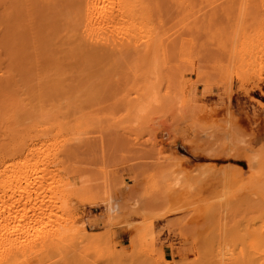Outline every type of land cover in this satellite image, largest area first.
Masks as SVG:
<instances>
[{
	"label": "rangeland",
	"instance_id": "1",
	"mask_svg": "<svg viewBox=\"0 0 264 264\" xmlns=\"http://www.w3.org/2000/svg\"><path fill=\"white\" fill-rule=\"evenodd\" d=\"M63 1L0 0V124L14 98L4 129L49 149L58 163L39 175L69 184L0 206L14 231L48 232L15 264H231L264 221V0H144L141 34L96 33L116 39L106 52L76 47Z\"/></svg>",
	"mask_w": 264,
	"mask_h": 264
},
{
	"label": "bare ground",
	"instance_id": "2",
	"mask_svg": "<svg viewBox=\"0 0 264 264\" xmlns=\"http://www.w3.org/2000/svg\"><path fill=\"white\" fill-rule=\"evenodd\" d=\"M44 1V0H43ZM53 1V0H52ZM72 3H75V5L78 7V14L80 15V20L78 22V26L76 25L77 28H75L73 30V33L69 36V38L73 39V42L76 43V47L78 48L81 47V49L85 46V47H91L93 45H89L90 43L88 42H85V40H89V41H93L94 43L95 42H98L99 40V37L96 33H99V31H104V32H108V33H114V31H123L125 34L128 33L129 31H131V28L132 27H136L137 29V33L138 34H141L144 30V24L143 22L141 21H138L141 17V14L143 13L144 9H146L147 7V3H145L144 0H71ZM175 1V0H174ZM178 1V0H177ZM181 1V0H180ZM183 1V0H182ZM41 2V1H40ZM48 2V0H47ZM59 2V1H57ZM64 3L66 2L65 0L63 1ZM70 2V1H69ZM179 2V1H178ZM54 3V2H53ZM63 3V4H64ZM68 3V1H67ZM65 3V4H67ZM40 4V3H39ZM45 4V2H44ZM51 4V2H50ZM49 4V5H50ZM56 5V3H54ZM146 5V6H145ZM47 6V5H46ZM58 6H62V5H59ZM69 6H70V3H69ZM31 7V6H30ZM40 7V6H39ZM54 7V5H53ZM57 7V6H56ZM55 7V8H56ZM25 8V7H24ZM41 8V7H40ZM58 8V7H57ZM51 9H54V8H51ZM62 11H64V13H66L63 17H67L68 13L67 11H69V8H66V6L63 8L61 7ZM26 10V9H25ZM45 11V10H44ZM48 15V14H47ZM55 15V14H54ZM46 17V16H45ZM48 18V17H47ZM55 18V17H54ZM70 18V20L68 21H72L71 17L68 16V19ZM15 19V18H14ZM58 19V18H57ZM56 20V19H55ZM17 21V20H15ZM59 21V20H58ZM66 22L67 20L66 19H63V22ZM12 22V21H11ZM42 22V20H41ZM55 22V21H54ZM15 23V22H14ZM30 23V22H29ZM40 23V22H39ZM39 23L37 22V24L39 25ZM49 23V22H48ZM57 23V22H56ZM50 24V23H49ZM13 25V24H12ZM15 25H18V24H15ZM21 25V24H20ZM19 25V26H20ZM34 25V23H33ZM44 25V24H43ZM51 25V24H50ZM43 28V26H42ZM52 28V27H51ZM25 29V28H24ZM35 29V28H34ZM50 29V28H49ZM26 31V30H25ZM106 32V33H107ZM97 35L96 37H98V39L94 37V35ZM105 34V33H104ZM115 34H117V32H115ZM114 34V35H115ZM120 34V33H119ZM118 34V35H119ZM123 34V33H121ZM101 35V34H100ZM107 35V34H106ZM112 35V34H111ZM124 35V34H123ZM133 35V34H132ZM17 36V35H16ZM117 36V35H116ZM101 37V36H100ZM120 37V36H119ZM125 37V36H124ZM18 38V37H17ZM16 38V39H17ZM24 37L22 36V39ZM104 38V37H103ZM107 38V37H105ZM104 38V43H101L103 42V40L101 42H98L97 44H104L105 46H101L100 49H98L99 51H102V52H106L107 47L109 48L110 45L108 43H114L115 40H113V35H112V42L110 40L105 39ZM116 38V37H115ZM15 39V40H16ZM119 39V38H118ZM121 39H123V37H121ZM120 39V40H121ZM14 40V41H15ZM119 41V43L121 44L122 42ZM126 40V39H125ZM134 40V39H133ZM20 40H17V42H19ZM16 42V41H15ZM125 41H123L124 43ZM126 44L124 43V45H121L120 47H117L116 50L117 52L121 51L124 47L130 45V42H128L126 40ZM133 44L135 42L131 41ZM20 43V42H19ZM88 43V44H87ZM110 43V44H111ZM131 43V44H132ZM87 44V45H86ZM96 44V43H95ZM118 44V43H116ZM118 44V45H120ZM156 44V36L153 35L151 38H150V41L148 43V46H154ZM17 45V43H16ZM136 45V44H134ZM133 45V46H134ZM21 46V45H20ZM131 46V45H130ZM75 47V48H76ZM112 47V45H111ZM115 44H114V47L113 50H115ZM129 47V46H128ZM137 47V46H136ZM135 47V49H136ZM16 48V47H14ZM20 48V47H19ZM95 47H91L90 49H94ZM134 48V47H133ZM72 49V48H71ZM80 48L77 49V51L79 52ZM84 50V49H83ZM119 50V51H118ZM75 50V52H77ZM241 51V50H240ZM17 52V51H16ZM23 52V51H22ZM69 53L72 52V50L69 49L68 51ZM83 52V51H82ZM19 53V52H18ZM90 52H88L89 54ZM101 53V52H100ZM17 54V53H16ZM75 54V53H74ZM19 55V54H18ZM84 55V54H83ZM87 55V54H86ZM248 55V54H247ZM252 57V56H250ZM21 58V57H20ZM88 59V58H87ZM91 59V58H90ZM17 61V60H16ZM93 62V61H92ZM245 64H248V62H245ZM11 96V95H10ZM9 98V96H8ZM7 98V99H8ZM6 99V98H5ZM14 98L12 99H8V100H11V102H14L13 101ZM1 101H3V99H1ZM7 102V100H6ZM10 102V101H9ZM8 103L9 105L6 106V114L4 115L3 119H2V123L0 124L1 125V128L3 127V120L7 119V121L5 120V123L7 122L8 124V121L11 122L14 118V115L16 113L14 112H17V106L18 105H15V103H12L11 104ZM6 104V103H5ZM16 104H18L16 102ZM2 105V104H1ZM0 105V106H1ZM4 109V108H2ZM143 111V110H140V112ZM1 113V112H0ZM18 114V113H17ZM2 117V116H1ZM16 117V116H15ZM11 119V121H10ZM15 121V119H14ZM1 122V121H0ZM13 123V122H12ZM10 124V123H9ZM12 126L14 124H11ZM11 125L8 127L10 128L8 131V127L7 129L5 130L3 127L2 131L6 132V133H3L4 135H6L7 137L4 138V140H1L0 142V206L3 205L4 203H6L7 201H11L12 203H14V194L16 192H19L20 194L23 193V196L25 199H27V197L30 198V193L32 192H35L39 189H42L44 187H47V186H44L42 185V183L44 182V180H49L51 179V182L48 183L50 185L49 187V190L53 191V190H57L59 191L58 193H60L59 195L60 196H63V193H64V188L66 186H68L69 184L66 183V180L65 178H63L64 176H61L59 173V171H57V173H53L50 178H47L45 179V176L47 174H45L46 172H50V171H46V169H43V168H47V166L51 165V166H55L57 163H58V160L56 159V157L52 156V158H49V156H51V154H48V150H45L46 151V154H45V157H42V154H43V151L42 148L40 146H35L34 144H31L29 142H23L22 144H17L18 142H15L16 145L14 144V131H12L11 129ZM5 126V125H4ZM36 126V125H35ZM34 126V127H35ZM56 131L54 132L55 135L59 134L60 133V128H58V124L57 126ZM29 128V126L27 127ZM34 129V128H33ZM158 129V128H157ZM28 130V129H27ZM29 133V132H28ZM2 134V133H1ZM30 139V138H29ZM42 145H45V144H42ZM41 145V146H42ZM49 145V144H48ZM46 147V146H45ZM45 149V148H44ZM47 149V147H46ZM45 153V152H44ZM68 155V154H67ZM62 158V157H61ZM66 158V157H65ZM64 159V157H63ZM68 159V158H67ZM65 160V159H64ZM53 164V165H52ZM66 164V163H65ZM40 166H44L42 168V170H40ZM63 168V167H62ZM48 169V168H47ZM46 171L45 173L41 175L42 171ZM43 171V172H44ZM56 171V170H55ZM264 171V170H262ZM41 172V173H40ZM52 172V171H51ZM40 173V175H39ZM262 173V172H261ZM50 174V173H49ZM48 176V177H49ZM68 182V181H67ZM258 182V181H257ZM72 186V185H71ZM258 186H259V189H256L254 188V191L252 190V194L255 195L257 198H259L260 200V204L262 205L261 207H264V178H262L261 182L258 183ZM44 191V190H43ZM48 191V190H47ZM46 191V192H47ZM56 191V192H57ZM45 192V193H46ZM49 192V191H48ZM19 193H17L19 195ZM15 194V195H17ZM28 195L27 197H25V195ZM57 194V193H56ZM22 196V198H23ZM39 196V195H38ZM66 196V195H65ZM56 197V196H55ZM73 197V196H72ZM21 198V197H20ZM35 198V197H34ZM52 198H54V195H52ZM59 198V197H57ZM56 198V200H57ZM24 199V200H25ZM97 199V198H96ZM18 200V199H17ZM22 200V199H21ZM23 200V201H24ZM103 200V198H102ZM28 201H30V199H28ZM68 201V200H67ZM67 201L64 200V198H61V202L59 200L56 201L57 202H60L61 204L63 205H66L69 204ZM81 201V200H80ZM104 201V200H103ZM20 202V201H19ZM26 202V200L24 201ZM47 202V201H46ZM102 202V201H101ZM44 203V202H43ZM50 203V202H49ZM55 203V202H54ZM55 203V205H56ZM27 204V203H26ZM5 205V204H4ZM15 205V203L13 204ZM19 205V204H18ZM34 206V205H33ZM40 207L42 206L41 204L39 205ZM48 208H50L49 206H47ZM65 207V206H64ZM1 208V207H0ZM6 208V207H5ZM17 208V207H16ZM39 208V207H38ZM56 208V207H55ZM54 208V209H55ZM110 208V207H109ZM58 209V208H57ZM62 209V208H61ZM66 209V207H65ZM260 209V208H259ZM258 209V210H259ZM8 211L6 210H1L0 209V229L2 228V232L0 230V264H15V260L19 259V258H15V256L17 255L18 257V254L23 247L26 246V248H28L27 251H29V248L31 246V244L33 243L32 241L34 240V242L36 241L37 243V240H39L40 238H42L41 240H43V238H46L48 235V232L47 234H41L42 232L39 230V236H36L35 238L34 237H30L32 235H30V232H29V227H24V230H22L21 232L17 230L14 231V212L17 211L15 210L14 211V206L10 209L8 208L7 209ZM261 210V209H260ZM25 211V210H23ZM20 212V211H19ZM27 212V211H26ZM30 212V211H29ZM51 212V211H50ZM63 213V212H62ZM261 213H264V211H262ZM25 214V213H24ZM27 214V213H26ZM38 214H40L38 212ZM47 214V213H46ZM260 214V213H259ZM28 215V214H27ZM54 215V214H53ZM264 215V214H262ZM34 216V215H33ZM39 216V215H38ZM21 218L23 216H20ZM26 217V216H25ZM37 217V216H36ZM27 218V217H26ZM16 219V218H15ZM22 219H25V218H22ZM44 219V218H43ZM260 219V218H259ZM262 219V218H261ZM260 219V220H261ZM21 220V219H20ZM60 220V219H59ZM58 220V221H59ZM45 221V220H44ZM51 221V220H50ZM257 223L258 221L255 220ZM262 221V220H261ZM20 222V221H18ZM25 222V221H23ZM37 222V220H36ZM41 222V221H40ZM254 222V223H256ZM57 223V221H56ZM253 223V224H254ZM21 224V223H20ZM26 224H28L26 222ZM31 224V223H30ZM45 224H48V223H45ZM10 225V226H9ZM12 225V226H11ZM24 225V224H23ZM50 225V224H49ZM65 225V224H63ZM10 228H9V227ZM18 226L20 225H17L16 227L18 228ZM29 226V225H28ZM39 226V225H38ZM8 227V228H7ZM66 227V226H65ZM254 227V226H253ZM21 228V227H20ZM45 228V227H43ZM33 229V228H32ZM59 229V228H58ZM69 229V228H68ZM42 230V229H41ZM36 231V230H35ZM62 231V230H61ZM37 232V231H36ZM41 232V233H40ZM44 233L46 231H43ZM64 232V231H63ZM73 232V231H72ZM34 233V232H33ZM60 233V232H59ZM68 233V232H66ZM239 233V232H238ZM237 233V234H238ZM245 233V231H244ZM243 233V235H244ZM41 234V235H40ZM50 234V233H49ZM106 234V233H105ZM236 234V233H234ZM35 235V234H34ZM63 235V234H62ZM78 235V234H77ZM98 235V234H96ZM246 236H244L245 238L243 240H239L240 241V247L242 246L241 248V251L240 253H238L239 255H237L236 253L234 254V257L235 255H237L235 258H237L235 260H233V254L231 256V261L232 263L231 264H264V221L260 222L258 225H256L255 228H252L250 230H248V233L246 232ZM73 236V235H72ZM51 237V235H50ZM84 237V236H83ZM96 237V236H95ZM49 238V237H48ZM47 238V239H48ZM74 238V237H73ZM90 238V237H89ZM88 238V239H89ZM241 238V237H240ZM53 238H51L52 240ZM46 240V239H45ZM80 240V239H79ZM99 240V239H98ZM237 240V239H236ZM54 241V240H53ZM70 241V240H69ZM39 242V241H38ZM46 242V241H45ZM44 242V243H45ZM58 242V241H57ZM36 243H33L35 246H36ZM40 243V242H39ZM42 243V242H41ZM43 243V244H44ZM47 243V242H46ZM56 243V242H54ZM52 243V244H54ZM87 243V242H85ZM238 243V242H237ZM38 244V243H37ZM48 245L50 244L47 243ZM79 244V243H78ZM227 244V243H226ZM229 244V243H228ZM227 244V245H228ZM45 245V244H44ZM56 245V244H55ZM53 245V246H55ZM67 245V244H66ZM38 246V245H37ZM47 246V245H46ZM58 246V245H56ZM230 246V245H229ZM228 246V247H229ZM236 246V245H235ZM33 247V245L31 246ZM39 247V246H38ZM43 247V246H42ZM51 247V245H50ZM238 247V246H237ZM35 248V247H34ZM47 248V247H46ZM45 248V249H46ZM236 249V247H234ZM233 248V249H234ZM36 249V248H35ZM42 249V248H41ZM40 249V250H41ZM44 249V250H45ZM53 249V248H52ZM56 249V248H55ZM73 249V248H72ZM238 249V248H237ZM236 249V250H237ZM34 250V249H32ZM47 250V249H46ZM74 250V249H73ZM85 250V249H84ZM25 250H23V252L21 251L20 253L24 254V258H25V255L27 253H24ZM38 251V250H36ZM66 251V250H64ZM239 251V250H237ZM18 252V254H16ZM34 252V251H33ZM47 252V251H46ZM50 252V251H49ZM233 252V251H232ZM35 253V252H34ZM62 253V252H61ZM68 253V252H66ZM225 253V252H224ZM230 253H231V249H230ZM39 254V253H38ZM45 254V253H44ZM53 255V254H52ZM77 255V254H76ZM85 255V254H84ZM83 255V256H84ZM22 257V255L20 254L19 257ZM63 256V255H62ZM26 256V259H28ZM37 257V255H36ZM35 257V258H36ZM51 257V256H50ZM66 257V256H65ZM38 258V257H37ZM49 258V257H48ZM224 258V257H223ZM229 258V257H228ZM227 258V259H228ZM32 259V258H31ZM50 259V258H49ZM88 259V258H87ZM230 259V258H229ZM228 259V260H229ZM238 259H241V260H238ZM24 260V259H23ZM30 260V259H29ZM62 260V259H61ZM74 260V259H73ZM225 261V260H224ZM227 261V260H226ZM230 261V262H231ZM25 262H28V260H26ZM52 262V261H51ZM20 263V262H19ZM33 263V262H32ZM59 263V262H58ZM65 263V262H64ZM225 263V262H224ZM28 264V263H26ZM39 264V263H38ZM87 264V263H86ZM230 264V263H229Z\"/></svg>",
	"mask_w": 264,
	"mask_h": 264
}]
</instances>
